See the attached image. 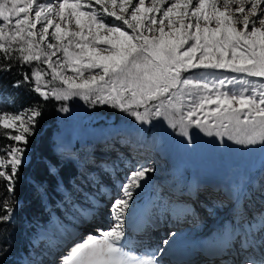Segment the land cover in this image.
Returning a JSON list of instances; mask_svg holds the SVG:
<instances>
[{"label": "snow or ice", "instance_id": "obj_1", "mask_svg": "<svg viewBox=\"0 0 264 264\" xmlns=\"http://www.w3.org/2000/svg\"><path fill=\"white\" fill-rule=\"evenodd\" d=\"M94 2L101 5L106 17L114 20H106L105 16H98L95 11H85L91 4H85L83 0H61L58 7H53L52 3H40L34 19L31 13L37 0H0V21L3 22L0 24V41H22L19 49H16L20 52L17 59H22L25 63L39 60L41 52L38 41H44L49 35V28L54 27L55 31L51 35L61 43L64 63L73 72L84 77L82 69H100L99 73L90 75L81 82H76L72 77H61L67 88L53 90L52 95L58 100L81 96L87 101L93 93H99L96 99L100 103L113 101L114 106L129 112L134 106L158 100L181 84L202 88L209 93L217 88L216 84L201 85L194 83L192 78L183 76V73L193 69H229L253 77H264V0H196L195 4L193 0H173L163 10L159 21L150 14L160 12L168 0H151L150 6H145L146 0H138L136 4L133 0H119V13L115 10L117 0ZM109 4L112 5L111 10ZM129 8L130 16H126ZM42 18L44 24L37 33L33 29ZM186 19L190 22H186ZM114 21L122 24L117 26ZM73 22L77 30L68 27ZM213 22L215 27L210 26ZM157 24L159 26L155 31L159 33L158 36L144 34L145 30L153 32L152 26ZM125 25L133 34L124 29ZM33 37L38 39L34 40ZM64 40H67V45L63 44ZM97 44L108 47L101 49ZM72 45L80 51L70 52ZM47 47L54 49L56 45L49 43ZM11 51L13 49L10 46L6 47L5 43L0 42V52L9 59ZM197 52L201 54L197 56ZM44 55L47 56L45 62L48 63L55 52ZM9 67L0 71H8ZM57 75L59 73L54 70L53 78ZM41 76L39 70L31 73L36 82L35 92L47 99L49 94L40 87ZM31 77L26 74L24 80L17 81L13 86L20 87L30 81ZM218 83L223 86L224 80H219ZM105 87L108 89L107 95L103 94ZM172 95L177 96L176 93ZM206 104L215 105L208 114L215 117L212 124H208L206 119H193L197 116V111L203 110ZM164 107L165 104L161 101L154 112L150 113L145 107L143 113L132 110L130 115L140 121L141 125L149 124L152 122L150 116L165 115L162 111ZM168 107L180 110V106L171 101ZM68 110L66 107L62 108L64 112ZM30 111L31 115L26 119V113L0 114V127L4 129L16 128L19 122L22 131L11 136L12 140L28 143L27 137L32 134L35 118L41 115L38 108L34 107ZM179 123V134L186 139L188 145L194 144V138L188 131L191 126L208 136L222 137L228 134V139L234 140L238 145L259 146L264 150V91L257 93L253 89L250 95H244L243 92L229 95L227 92L217 91L214 96H200L199 101L180 117ZM169 125L173 129L177 127V123L172 120H169ZM230 126L235 134L229 133ZM213 127L224 131L214 133ZM8 155L11 160H0V167L10 164V170L0 171V177L10 183L19 174L23 149L12 147ZM46 170L49 174L54 172L50 165ZM152 171L154 169L151 167H140L131 172L127 181L119 185L120 195L111 201L110 215L113 223L107 230L98 227V235H89L83 242L74 244L60 258V264H159L154 256L136 257L125 251L121 244V241L126 242L127 239L124 231L127 223L125 216L129 210V201L133 198V190L141 188V182ZM37 190L43 191L42 181L38 183ZM8 191L13 192L14 188L8 187ZM236 195L237 199H243L245 206L248 203H258L259 208L248 222L245 240L241 244V255L233 260V264H264V177L238 186ZM12 212V208H5L4 214L0 215V224L8 223ZM94 215L95 213L92 214ZM89 218L91 217H85ZM163 243L168 244L169 241L165 240Z\"/></svg>", "mask_w": 264, "mask_h": 264}, {"label": "rangeland", "instance_id": "obj_2", "mask_svg": "<svg viewBox=\"0 0 264 264\" xmlns=\"http://www.w3.org/2000/svg\"><path fill=\"white\" fill-rule=\"evenodd\" d=\"M60 2L61 0H37L31 13L32 18H35L34 13L38 10L40 3L45 5L52 3L53 7H58ZM83 2L91 4L90 8L84 9L85 11H95L98 16H105L106 20H114V18L106 17L101 5L96 4L94 0H83ZM170 2H173V0H168L160 12L150 15H154L159 21L162 18L163 10L170 5ZM193 2L195 4L196 0H193ZM133 3H138V0H133ZM150 4L151 0H146L145 6H150ZM108 7L110 10L112 9L111 4ZM115 10L119 13V0H117ZM130 13L131 8H129L128 13L125 15L130 16ZM53 18L58 20V18ZM186 22L190 21L186 19ZM2 23L0 21V24ZM114 23L117 26L122 24L120 21H114ZM43 24L44 20L42 18L33 31L39 33ZM165 24H167V21H165ZM201 24H203V21H201ZM62 26L64 25L62 24ZM158 26V24L153 25L154 31L149 33L145 30L144 34L158 36L159 33L155 31V28ZM210 26L215 27V23L213 22ZM68 27L77 30L75 29L74 22L68 25ZM124 29L133 34L132 30L128 29L126 25ZM165 30L167 31V28ZM54 31V27L49 28L47 38L44 41H38L41 52L40 59L28 62V65L31 73L35 70H39L42 73L40 87L49 94L47 98L56 99L55 95H52L53 90L60 91L67 88V85L62 82L61 77H72L76 82H81L82 79L99 73L100 69H82L84 77H80L76 72H73L71 67L64 63L65 58L61 43L51 35ZM85 32H87V29H85ZM32 39L36 40L38 38L33 37ZM0 42L5 43L6 47L10 46L13 49L11 52L18 53L20 56V52L16 49H19L22 41L16 43H11L10 41ZM49 43L55 44L56 48L49 49L47 47ZM63 44L67 45V40H64ZM97 47L103 49L108 47V45L97 44ZM69 50L70 52L80 51V49L75 48V45L70 46ZM53 52H55V55H52L51 61L46 63L47 56L44 53L51 55ZM200 54V52H197V56ZM54 70L59 73L55 79L53 78ZM183 76L190 77L194 83L201 85L203 83H208L209 85L216 84L217 88L209 93L202 88H194L181 84L177 89H171L169 93L161 96L158 100L147 101L146 105L139 107L134 106L130 111L135 110L143 113L145 107H147L151 113L156 110V106L161 101L164 102L165 107L162 111L165 115L160 117L150 116L152 122L144 125H141L140 121L131 116L130 111L124 112L119 106H114L113 101L100 103L96 99V95L99 93H93L87 101L82 99L81 96H72L67 100L56 99L60 102L61 108L54 136L55 150L62 163L69 164L70 169L74 167L77 170L75 175L77 179L75 177L74 180L72 178L69 179L66 188L67 193L61 199L58 201L50 199V207L47 211L52 212L51 220L41 228L40 234L34 240L35 246L31 250V257L26 258L23 264H60V258L66 255L74 244L83 242L89 235H98L96 231L97 227L86 224L84 219H82L83 217L80 216L78 208L81 207H72L78 204V201L85 204L89 201L90 197L93 198L92 192L94 188H92V183L94 179L97 180V175L91 173L92 168H94L93 171H97V174H101V171L108 167L114 173L116 172V175L118 171L120 172V170L124 169V172H121L123 175L118 174V178L122 176L128 177L131 172L140 167H151L154 169L141 182L143 186L133 190L132 200L135 201L133 207L137 203H143L142 205H144V202L148 198L149 200L153 199L151 204L154 206V211H159L162 201L161 196L167 193V191L176 190L179 191V194H182L183 198L175 197L174 200L178 204L185 206L184 212L178 213V206L173 201L167 200L163 204L162 210L165 215L169 214L167 215L168 218L165 219L164 225L166 226H159V228L155 226L151 230L152 235L159 230V233L163 234L162 236L158 235L162 240L164 238L166 240L167 238L171 239L172 233L176 232L177 234L173 236L171 242L166 244V247L172 246L174 241L176 244L174 251L183 246L188 247L186 245L191 246V244H187L189 240L190 242L193 239L199 241L201 245L199 248H202L199 250L201 253L200 257L193 254L189 260H186L184 263L180 262V264H213L215 261H219L218 259L224 257L227 263L230 262L224 251L220 255L212 256L211 254L212 258H207L202 252L205 249L209 250L210 244L215 239V244H219V242L227 240L228 237L237 236L239 232L238 225H241V221L244 222L245 220L243 219H246L249 222L252 215L255 214V209L257 208L256 210H258V203H248L245 206L243 199H237L236 191L238 186L250 180L264 177V150L259 146L238 145L234 140L228 139V134H224L222 137L216 135L208 136L206 133L191 126H189L188 131L194 138V144L188 145L186 139L179 134L181 131L179 121L180 117L186 114L194 103L199 101L200 96H214L217 91L227 92L229 95H239L241 92L244 95H250L253 89L258 93L264 91V87H262L264 85V77H253L247 73L232 72L229 69H193L183 73ZM105 79L108 78L106 77ZM219 80H224L223 86L219 85ZM107 92L108 89L105 87L103 94L107 95ZM172 93H176L179 99L177 100V96H173ZM170 101L177 103L180 106V110L177 111L174 108L168 107ZM64 107L69 110L67 112L62 111ZM214 107L215 105L206 104L203 110L197 111V116L193 117V119H206L208 124H212L215 117L208 114L211 108ZM25 113V119L31 115L29 111ZM241 119H243V114L241 115ZM169 120L177 123L175 129L170 127ZM7 130L11 132L12 136L18 135L22 131L19 128V122H17L16 128ZM212 131L215 133L216 131L223 132L224 130L213 127ZM228 131L235 134L231 126ZM0 160H3L2 156H0ZM127 165L130 167L126 168L125 166ZM99 168H102L100 173ZM87 176L91 177L87 178ZM109 180L111 181L112 179L110 178ZM122 181L121 184L125 183V179ZM178 183L179 185H177ZM121 184H117L116 186L115 184L111 185L115 186L116 191L107 200L108 207L105 206L104 211H102V214L108 215L110 219H113L110 215V204L112 200L120 195L119 185ZM55 186L54 188L56 189L61 188L60 183H56ZM96 190L97 194L103 196L99 186ZM106 193L107 189L105 190V195ZM101 199L106 200V197L103 196ZM193 202L196 203V206L191 205ZM190 207L193 208L194 212L190 211ZM194 207H200L202 210L197 212ZM189 211L190 214H188ZM217 211L222 212V217H214L217 215L214 214ZM148 212L146 211L145 214H148ZM245 212L250 215L243 217L242 214ZM127 215L125 216L126 221L128 220ZM13 216L12 214L11 219L14 218ZM70 217H74L73 220H75V229L73 231L68 229L67 225L64 224ZM144 221L143 219L142 222ZM202 221L208 223L202 224ZM220 222L223 224V227L208 230L210 225L214 224V227H217ZM172 224L176 226L171 227ZM187 224L195 226L201 224V226L195 230H191L190 228V230L181 232L183 230L181 228L185 229ZM101 229L107 230V228ZM160 229L165 232L160 231ZM221 229L223 230L220 236L216 235L217 238H215L213 235ZM167 233L169 234L167 235ZM146 235L148 236V234ZM223 243H226V241ZM208 250H205V252ZM228 250L232 249L229 248ZM160 252L156 254L144 253L141 257L154 256L159 264H168L166 260L161 259L159 256ZM139 253L136 252L132 255L139 257ZM231 255L229 254V256ZM195 257L198 258L192 260Z\"/></svg>", "mask_w": 264, "mask_h": 264}, {"label": "trees", "instance_id": "obj_3", "mask_svg": "<svg viewBox=\"0 0 264 264\" xmlns=\"http://www.w3.org/2000/svg\"><path fill=\"white\" fill-rule=\"evenodd\" d=\"M10 56L11 59L0 52V69L10 66L8 71H0V114L31 112L34 107L41 112L35 118L27 144L12 140L11 132L0 127V156L3 161L11 160L8 152L12 147L23 149L24 154L19 174L13 181L8 183L0 177V215L4 214L5 208H12L14 215L8 223L0 224V264H22L25 258L31 257L40 229L51 220L52 212L47 211L50 199L58 201L66 195L69 179H74L77 170L62 163L55 150L60 102L53 98L45 99L35 92L36 83L28 63L17 59L18 53L10 52ZM26 74L31 77L30 81L14 87L17 81L24 80ZM49 165L54 169L51 174L46 170ZM9 170L10 164L0 167V171ZM41 181L45 186L42 192L37 190ZM56 183L61 184L60 189L54 188ZM8 187L14 191L9 192Z\"/></svg>", "mask_w": 264, "mask_h": 264}, {"label": "bare ground", "instance_id": "obj_4", "mask_svg": "<svg viewBox=\"0 0 264 264\" xmlns=\"http://www.w3.org/2000/svg\"><path fill=\"white\" fill-rule=\"evenodd\" d=\"M44 2V1H43ZM45 3V2H44ZM55 3V2H54ZM101 169L102 168H99V173H100V171H101ZM124 169H122V170H120V172H122ZM120 172L118 171V174H120ZM124 172V171H123ZM117 174V175H118ZM115 176V175H114ZM75 179H77V176L75 177ZM108 180L110 179V176H108V178H107ZM74 180V179H73ZM72 180V181H73ZM110 181V180H109ZM102 189H103V187H102ZM118 190V189H117ZM174 191H176V190H174ZM173 190H171V191H167V193H165L164 195H162L161 196V204H160V210L159 211H154L152 208H148V210L147 211H149L148 212V214H145V216H144V222H142V224H138V228L132 233V235L133 236H135V237H137V238H139V241H137V243H139V246H140V248L141 247H143V245H141V244H143V241H144V239H143V241H142V239L141 238H150V241L153 243V245H154V247H158V248H163L162 250H161V252H160V254H159V256H161L162 255V258L163 259H165L166 257H171V258H173L176 254H177V252H178V254L175 256V257H180V258H184V257H186L188 254H190L191 252H193V254L194 255H196V256H200L201 255V253L199 252V250L200 249H202V248H199V247H201V245H200V243H199V241L198 240H195V239H193V240H191V242H190V240L189 241H187V244H191V246H189V245H186V246H188V247H185V248H183L182 249V247H180L177 251H174V247L176 246V244L174 243V241H173V247L172 246H168V247H166V244H164L163 243V240H166V238H164L163 240L162 239H160V236H158V235H163V234H158V235H156V233L154 234V235H152L151 234V230H152V227L154 228L155 226H158V228H159V226L160 227H164V226H166V225H164L165 224V219L166 218H168L167 217V215H169V214H167V215H165L164 213H163V204L167 201V200H171V201H173L177 206H178V213H182V212H184V210H185V206L184 205H181V204H178L177 202H175V197H179V198H183L182 197V194H179V191H176V192H174ZM178 192V193H177ZM102 193V192H101ZM202 198V197H201ZM184 202V201H183ZM134 203H135V201L134 200H132L131 199V201H130V204H129V209L130 208H132L133 207V205H134ZM235 203V202H234ZM187 204H188V202H187ZM237 204V203H236ZM242 204V203H241ZM191 205H193V206H196V203L195 202H193ZM234 205V204H233ZM149 207V206H148ZM192 207V206H191ZM190 207V208H191ZM197 207H198V205H197ZM197 207H194L195 209H196V211L198 212L199 210H202V208H197ZM244 207V206H243ZM240 208H241V206H240ZM239 208V209H240ZM237 209V208H236ZM257 209V208H256ZM255 209V213L257 212V210ZM129 211V210H128ZM128 211H127V213H128ZM190 211H192V212H194V210H193V208H191L190 209ZM190 211L188 212V214H190ZM243 211H245V210H243ZM214 214H217L216 216H214ZM213 214V216L214 217H216V218H220V217H222L221 215H222V212L221 211H217V212H215ZM241 214V213H240ZM197 215V214H196ZM246 215H250V214H247L246 212L244 213V214H242V216L243 217H245ZM128 216H129V214H128ZM179 216H180V214H179ZM179 216H178V219H179ZM153 217V218H152ZM184 217V216H183ZM190 217V216H189ZM192 217V216H191ZM198 217V216H197ZM128 218V217H127ZM176 218H177V216H176ZM190 219V218H189ZM196 220H198L197 218H195ZM202 220H203V217H202ZM221 220V219H220ZM243 220H245L244 222L243 221H241V223H245L246 224V228H245V230L244 231H242L240 234H238V236L240 235L241 237H240V239H242V238H244L245 237V233H246V229H247V227H248V221L246 220V219H243ZM208 222H203L202 221V224H207ZM212 224V223H211ZM221 225V226H220ZM223 224H221V222H220V224L217 226V227H214L215 225L214 224H212V225H210L208 228V230H215V229H219V228H221V227H223L222 226ZM174 226H176V225H174V224H172L171 225V227H174ZM201 226V224H199L198 226H195V225H190V224H187L185 227V229L184 228H181V229H183V230H181V232H184V231H186V230H190V228H191V230L192 229H196V228H198V227H200ZM225 228V227H224ZM156 229H157V227H156ZM129 230L130 231H133V227H127V229H126V232H127V234H129ZM223 229H221V230H219L215 235H213V236H215V238H217V236L216 235H219L220 236V234H221V231H222ZM160 231H164V230H162V229H160ZM173 231V230H172ZM165 232V231H164ZM173 233H175V235L177 234L176 232H173ZM173 233H172V237H171V239L169 238H167V240L169 241V242H171V240H172V238H173V236H175V235H173ZM146 234H148V236L146 235ZM169 233H167V235H168ZM179 234V233H178ZM180 234H182V233H180ZM162 238V237H161ZM190 238V237H189ZM184 239V238H183ZM182 239V240H183ZM216 240V239H215ZM215 240H213V243L210 245V249L208 250L211 254H212V256L213 255H215L216 254V251L217 252H220L219 251V249H220V246H222V244L220 245V244H215L216 243V241ZM142 241V242H141ZM161 241H162V243H161ZM194 241V242H193ZM170 247H172V248H170ZM226 247H228V244L226 245ZM216 248V249H215ZM182 249V250H181ZM214 250H216L215 252H214ZM222 250V249H221ZM208 251H206V252H202V254H204L207 258H212L211 256H210V253H208ZM206 253V254H205ZM194 260V259H193ZM233 260V259H232ZM179 261V260H178ZM225 262V261H224ZM178 263H180V262H178Z\"/></svg>", "mask_w": 264, "mask_h": 264}]
</instances>
